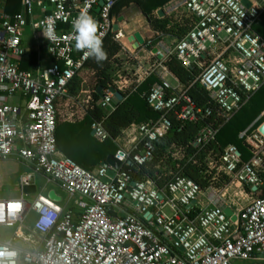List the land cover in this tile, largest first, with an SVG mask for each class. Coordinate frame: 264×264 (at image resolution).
Masks as SVG:
<instances>
[{
	"label": "built area",
	"instance_id": "2783aa9c",
	"mask_svg": "<svg viewBox=\"0 0 264 264\" xmlns=\"http://www.w3.org/2000/svg\"><path fill=\"white\" fill-rule=\"evenodd\" d=\"M118 1L42 0L36 8L34 0H23L22 10L13 15L0 11V161L13 158L28 167L19 177L18 194L0 200V225L14 227L32 212L31 229L41 237L31 247L18 231L14 237L23 246L14 244V238L0 240V264H233L264 259V197L231 208L227 215L230 207L221 196L219 177L222 173L252 189L261 185L264 112L238 134L248 159L235 144L226 145L216 157L206 156V187L182 174L160 187L150 177L134 181L123 169L153 160L154 142L170 127L168 112L183 123H202L190 141L193 146L217 142L220 126L206 121L211 110L198 106L188 89L198 83L225 122L247 104L264 84V38L254 29L264 0H246L248 6L243 0H167L153 16L169 19L170 25L178 19L185 33L168 42L146 37L142 44L132 37L134 32H123L113 13ZM85 12L94 17L102 41L111 36L120 51L156 57L139 76L142 81L167 72L164 63L170 58L194 75L186 87H172L162 76L151 86L146 101L161 115L140 123L139 139L113 154L121 162L119 169L100 165L88 171L56 144V101L91 57L76 48L72 26ZM27 26L38 28L48 42L51 63L45 68H21ZM49 32L54 38H48ZM113 83L126 89L124 79ZM101 92L98 105L111 112L117 101L110 89ZM91 129L99 141L110 138L100 121L93 120ZM171 146L174 157L181 158L183 148ZM108 168L113 176L107 175ZM36 175L58 183L66 199H51L45 185L34 194L24 193ZM28 195L33 198L28 200Z\"/></svg>",
	"mask_w": 264,
	"mask_h": 264
},
{
	"label": "trees",
	"instance_id": "16d2710c",
	"mask_svg": "<svg viewBox=\"0 0 264 264\" xmlns=\"http://www.w3.org/2000/svg\"><path fill=\"white\" fill-rule=\"evenodd\" d=\"M166 2L167 0H119L114 5L113 13L118 14L122 7L135 3L140 11L146 15L151 29L172 33L180 37L186 29L177 25H170L169 19L153 17L154 11ZM254 29L264 38V11ZM102 46L107 53V59L97 63L93 57H90L73 80V83L78 82V79L82 80L91 91V108L77 110L73 120H64L58 113V104L61 101L68 105L72 101L65 95L60 96L56 101L55 138L57 148L88 171L97 168L107 155L116 152L117 145L113 140L119 137L125 128L132 124L155 121L161 115V113L152 110L146 101V95L157 78L150 75L131 93L119 90L113 83L110 70L111 62L120 51L121 45L111 36H108L102 41ZM36 62L35 51L25 52L21 68L28 69L30 63L36 64ZM165 64L169 71L183 84L188 85L194 79V75L185 70L175 58L168 59ZM98 86L103 89H115L121 94V100L117 101L115 109L111 112L107 113L98 105L100 95L95 91ZM188 92L198 106L211 110L206 121L220 126L216 136L217 142L207 144L204 147L193 146L190 141L202 123H183L173 113L168 112L165 115L170 121V127L154 142L155 155L153 160L143 166L123 165V169L129 170L134 181L150 177L155 180L158 186L162 187L172 181L176 174H182L201 187H206L210 182V176L205 174L206 163L203 160L206 151L211 149L220 151L228 144H235L242 152L243 159L250 157V153L242 144V140L238 138V134L264 111V84L251 95L247 104L227 122L217 114V106L198 83L190 86ZM93 120L102 123L110 138L99 141L93 136L91 133ZM171 145L182 147L184 153L181 158H175V164L170 166L169 172L168 169L163 170L162 165L165 163L164 157L167 155V147ZM254 193L257 197H264V172L262 173V183Z\"/></svg>",
	"mask_w": 264,
	"mask_h": 264
},
{
	"label": "crops",
	"instance_id": "0c3cea01",
	"mask_svg": "<svg viewBox=\"0 0 264 264\" xmlns=\"http://www.w3.org/2000/svg\"><path fill=\"white\" fill-rule=\"evenodd\" d=\"M22 1L23 0H0V11L5 12L8 15H13L19 11L22 10ZM42 0H34L35 2V7L38 8L41 4ZM133 4V3H130ZM129 4V5H130ZM135 4V3H134ZM136 5V4H135ZM137 7V5H136ZM127 8V6L122 7L120 12L118 14H116L117 18L118 16L122 15L123 19L120 22H122L124 20V18L126 19L127 16L125 14V9ZM138 12L137 10L135 12V19L132 20V22L128 25L126 23L121 24L120 26H122L123 28H131L129 29L128 33H133V32H139L142 38H146V37H152L155 40H163V41H171L173 40V38L177 37V35L172 34V33H164L161 32L159 30H153L150 28V23L146 17L145 14H143L140 9L138 8ZM153 17L156 18V16L154 15ZM158 19V18H157ZM163 19H167V18H163ZM143 21H145V25L143 24V29L141 28H134L135 24L134 23H142ZM147 21V23H146ZM178 21V19L175 20V23L173 25H177L179 26V23H176ZM142 25V24H141ZM150 32V33H148ZM162 34V36H161ZM22 44L23 46L26 48V52L28 51H35L36 55H37V62L36 64H32L30 63L28 66V69H34V68H45L47 66L50 65L51 60L50 57L48 55V51H47V47H48V42L47 40L42 36L40 30L38 28H32L30 26L25 27L24 29V35L22 38ZM141 54V55H140ZM121 54L117 53L114 58L113 61L111 62L113 64V62L117 59V57H119ZM134 60L136 63L132 64L134 67V72H130L128 76L125 75H121L119 72L114 73L113 75L111 74L112 80L115 81H121V80H125L126 81V89L125 90H121L123 92L131 90L133 88H136L137 86H139L143 81L142 79H139L142 71L144 69H146L150 64H152V62L155 61V58L153 55L148 54V53H144V52H137V54H135L134 56ZM111 64V67H112ZM136 64V66H135ZM164 66H166V64L164 63ZM167 68V66H166ZM133 71V70H132ZM111 73V71H110ZM153 76H155L157 78L156 82H160L161 80V76L167 80L169 82V84H171L172 87L175 88H179V87H186L187 85L183 84L182 82H180L167 68V72L162 73V72H158L156 74H153ZM155 82V83H156ZM77 84V85H76ZM81 84V86L85 87V92L90 93L91 95L88 96V100L86 102V104H80L78 101L75 100V98L72 97V95L70 94V91L72 92L76 87H78ZM69 93L67 90V93L65 96L68 97L69 100L72 101V103L75 106V110L72 113H67L64 112L63 114H61L62 119L64 120H73L76 117V112L77 110H86L91 108V102H92V93L91 91L87 88V86L85 85V83L82 80H79V84L78 82H72L71 86L69 88ZM101 99V96H100ZM264 112V111H263ZM262 112V113H263ZM261 114V113H260ZM260 116V115H258ZM254 122V121H253ZM138 125L139 124H132L129 127L125 128L122 131V134L117 137L116 139H114L113 141L116 143L117 145V150L119 148H130L138 139H139V132H138ZM116 150V151H117ZM11 161H17L13 158L9 159ZM3 161V160H2ZM20 162V161H18ZM102 162V161H101ZM22 163V165L25 166V169H22L18 176L20 177V175L26 173L28 171V167L25 165V163ZM101 165V163H100ZM99 165V166H100ZM96 169V168H95ZM94 169V170H95ZM19 177L17 180H19ZM33 185L36 186V191H40V189L45 185V188L47 191L53 190L56 194H58L61 198H64L66 196V193L64 191V189L56 182H47L46 179H44L42 176L40 175H36L33 179L32 182ZM18 185V182H17ZM249 192H251L253 195H255V190L256 189H252V188H248ZM256 196V195H255ZM229 209H234L233 206L229 205ZM228 208V207H227ZM250 264H264V259L261 257L258 258H254L250 261H247Z\"/></svg>",
	"mask_w": 264,
	"mask_h": 264
},
{
	"label": "rangeland",
	"instance_id": "374dc122",
	"mask_svg": "<svg viewBox=\"0 0 264 264\" xmlns=\"http://www.w3.org/2000/svg\"><path fill=\"white\" fill-rule=\"evenodd\" d=\"M136 10H137V13H139L138 7H136L134 3L128 5L127 8L125 9V14L127 18L126 19L124 18V20L120 23L123 25L124 23L129 25L132 22V20L135 19L134 18L135 15L133 14H135ZM134 24H135L134 28L143 29L144 27L143 24L145 25V21H143L142 23H134ZM131 28L124 27L123 32L128 33L129 29ZM118 53L121 55L117 57V59L113 62L111 70H110L111 74L113 75L114 73L119 72L121 75L128 76L130 72H134L135 70L132 65L136 63L134 60V57L128 51L121 50ZM78 84H79V79H78ZM69 88L70 87H68V93L70 91ZM83 90H85V87L81 86L80 84L72 92L70 91V94L72 95V97L75 98V100L78 101L80 104H86L88 100V96L91 95L90 93H87ZM65 104L61 101L58 104V113L60 115L63 114L64 112L72 113L75 110V106L72 102L69 103L68 105H65ZM167 149L170 152H172V154L167 152L166 157H164L165 163L164 165H162V169L163 170L168 169L170 172L171 170L170 166L172 164H175V157L173 155L175 149L173 146H168ZM218 152H219L218 149H215V150L211 149L209 151H206L205 157L203 159L204 162L205 163L208 162V159H207L208 155H211L212 157H216L218 155ZM215 163L216 162H214V164ZM22 169H25V166L22 165V163L18 161H11L9 159L0 161V200L13 198L18 194V191H17L18 180L17 179L19 177L18 174ZM219 177L221 179V182H223L221 184V187H222L221 196L223 197L224 202L230 206H233L234 209H240L244 207L252 199L256 198L255 195L249 192L248 186L234 183L230 180V178H228V176L223 175L222 173L219 174ZM32 198H33V195L27 196L28 200H31ZM64 199H66V196L64 197ZM33 217H34V214L32 212H29L25 216V220L23 219V223L21 224L15 225L14 227L0 225V240L14 238L13 240L14 244L23 246V244L21 243V239H16L14 237V233L18 231L21 237L25 239L26 247H31L35 245L41 237H39V235L36 234L31 229ZM232 263L233 264H250L249 262H244L240 260H234Z\"/></svg>",
	"mask_w": 264,
	"mask_h": 264
},
{
	"label": "clouds",
	"instance_id": "9594fccd",
	"mask_svg": "<svg viewBox=\"0 0 264 264\" xmlns=\"http://www.w3.org/2000/svg\"><path fill=\"white\" fill-rule=\"evenodd\" d=\"M72 26L75 31L77 49L86 50L85 55L93 57L97 63L107 59L94 17L86 12L81 13ZM48 38H54L51 32L48 33Z\"/></svg>",
	"mask_w": 264,
	"mask_h": 264
},
{
	"label": "water",
	"instance_id": "95a60500",
	"mask_svg": "<svg viewBox=\"0 0 264 264\" xmlns=\"http://www.w3.org/2000/svg\"><path fill=\"white\" fill-rule=\"evenodd\" d=\"M243 3H244L245 5H247V6L249 5V4L247 3L246 0H243ZM100 4H102V1L100 2ZM122 19H123V16H122V15L118 16V18H117L118 22L121 21ZM118 28H119V25H118V24H115V25L113 26V29H114L115 31L118 30ZM130 37H131V36H130ZM132 37H134V38L136 39L137 43H139V44H142V43H143V38L141 37V35H140L139 32H134ZM134 46H136V44H135ZM101 90H102V87H101V86H98V87L96 88L95 91H96V93H98V94L102 97V92H101ZM110 90H111L112 94L114 95L116 101L121 100L122 96H121V94H120L118 91H116L115 89H110ZM260 131L264 134V122H263V123L261 124V126H260ZM91 133L93 134L94 131L92 130ZM101 166H102V167H105V168H107V167L110 166V167H112V168H114V169H119L120 166H121V162H120L119 160H117V159L114 157L113 154H109V155H107V157L101 162ZM113 174H114V171H113L112 169H109V168H108V169H107V175H108V176H113ZM103 181L107 182L108 179H107V178H103ZM131 185H133V182H131ZM23 192H24V193H27V194H34V193L36 192V186L33 185V184H31V185H29V186H25V187H23ZM48 196H49L51 199L56 200V201H60V200H61V197L58 196L57 194H55V192H54L53 190H50V191L48 192ZM225 213H226L227 215H231V210H230L229 208H226V209H225ZM233 219H234V217H233Z\"/></svg>",
	"mask_w": 264,
	"mask_h": 264
},
{
	"label": "bare ground",
	"instance_id": "6f19581e",
	"mask_svg": "<svg viewBox=\"0 0 264 264\" xmlns=\"http://www.w3.org/2000/svg\"><path fill=\"white\" fill-rule=\"evenodd\" d=\"M123 41L127 43L128 39L126 37L123 38Z\"/></svg>",
	"mask_w": 264,
	"mask_h": 264
}]
</instances>
